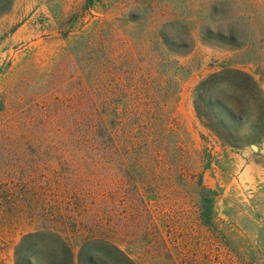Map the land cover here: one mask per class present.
Wrapping results in <instances>:
<instances>
[{
    "label": "rangeland",
    "instance_id": "obj_1",
    "mask_svg": "<svg viewBox=\"0 0 264 264\" xmlns=\"http://www.w3.org/2000/svg\"><path fill=\"white\" fill-rule=\"evenodd\" d=\"M203 81L199 108L233 137L198 118ZM77 92H134L103 116L110 151L71 153L54 134L82 112ZM1 101L0 264L46 202L78 230L75 256L88 236L133 264H264V0H0ZM42 163L58 176L52 203ZM83 252L127 264L104 246Z\"/></svg>",
    "mask_w": 264,
    "mask_h": 264
},
{
    "label": "trees",
    "instance_id": "obj_2",
    "mask_svg": "<svg viewBox=\"0 0 264 264\" xmlns=\"http://www.w3.org/2000/svg\"><path fill=\"white\" fill-rule=\"evenodd\" d=\"M207 82L203 81L200 87H198V90L201 92L195 94V110L197 116L200 120L204 121V126L220 140L226 135L233 137L234 132L228 130L223 122L210 124L215 118L214 113L210 112L211 110L208 109L206 112H202V107L199 108V104L206 105L205 93L207 92H203L201 85L206 86ZM78 93L79 96L76 97ZM77 94L74 95V98L81 100L82 112L79 111V108L74 109V122L70 125V130L64 129L63 132V127L58 126V128H54V134L62 136V139L65 140L67 150L72 148L71 153H83L86 155L99 154L102 145L105 144L108 145V151H110L116 146V143L114 141L113 130L105 127L103 116L105 114L114 116L119 101L117 97L120 96L121 100L125 102V100H129L130 95H134V92H77ZM222 108L225 114L229 117L232 116L228 109ZM3 110L4 102L1 101L0 112ZM43 117L45 126L42 125V127L49 128L46 116ZM78 119L83 121L82 126H79L80 124L76 122ZM233 120L242 123L237 118H233ZM132 131L133 129L130 128L128 131L129 136L132 134ZM44 133L46 134L47 131L41 132L40 135H44ZM225 144L231 145L229 143ZM125 152L127 154L131 153V148H125ZM40 166L42 167L40 178L43 182H41L42 185L40 187V198L43 201L51 203L55 199H62L59 192H54L50 189L53 185L59 187L58 176L49 178L43 176L44 164L42 163ZM43 186L47 189L43 188ZM56 206L58 205L55 203L51 208V205H48L46 202V204H42L34 212L31 209H29V212H26L29 215V225L33 226V230L21 236L20 242L15 247L14 264H35L33 262L35 261V256L43 253L50 254V264H83V258L84 264H96L97 260L95 256L83 254V251L92 246H104L114 251L121 258L122 262L133 264L132 260L117 245L103 238L88 236L81 238L82 241L77 256H75L72 237L79 236L80 234L75 229L70 231L68 221L63 212H61L62 209L60 210ZM51 243L53 248L55 247L54 249L51 248Z\"/></svg>",
    "mask_w": 264,
    "mask_h": 264
}]
</instances>
